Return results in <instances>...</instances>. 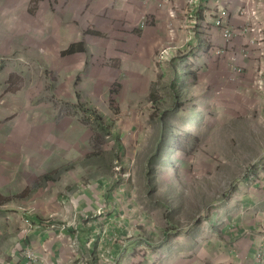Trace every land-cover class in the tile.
<instances>
[{"label": "rangeland", "instance_id": "1", "mask_svg": "<svg viewBox=\"0 0 264 264\" xmlns=\"http://www.w3.org/2000/svg\"><path fill=\"white\" fill-rule=\"evenodd\" d=\"M51 5L52 0H0V25L10 18L15 26L11 53L4 56L0 49V77L6 76L0 79V159H11L0 161L1 167L9 164L0 184L10 186L0 195V231L10 218L13 229L23 219L26 229L32 219L60 229L97 220L99 233L113 234L104 221L118 207L107 223L127 227L126 240L138 231L161 236L202 226L264 161V113L244 111L257 100L221 89L232 67L228 42L209 47V34L193 23L198 15L179 16L177 26L186 32L178 28L173 43L162 42L154 58L141 59V74L126 81L124 73L114 75L116 64L91 60L75 76L74 94L60 100L59 75L35 59L30 33L36 11L47 8L50 14ZM24 9L28 16L19 17ZM238 9L244 15L243 5ZM226 18L228 24L229 12ZM24 25L28 45L20 42ZM258 32L252 35L255 59L264 49ZM232 72L241 74L236 65ZM90 187L111 199L78 211L75 196Z\"/></svg>", "mask_w": 264, "mask_h": 264}, {"label": "crops", "instance_id": "2", "mask_svg": "<svg viewBox=\"0 0 264 264\" xmlns=\"http://www.w3.org/2000/svg\"><path fill=\"white\" fill-rule=\"evenodd\" d=\"M193 2L195 6L191 8ZM226 3L230 16L226 25L233 32V40L227 45L233 51L230 68L234 71L236 65L241 74L227 69L222 76L226 85L221 89L243 99L253 96L257 105L249 103L244 111L257 108L264 113V49L259 58H253L254 32L250 31L252 13L256 12L260 21L257 31L262 33L264 48V0H257L256 4L248 0H52L50 14L43 8L31 19L35 22L30 32L36 41L34 57L41 64L53 65L63 88L56 95L66 100L74 94L75 76L91 60L116 64L114 75L124 73L126 81L129 74H141V59L154 58L162 42L175 41L171 33L184 29L177 26L179 16L198 15L197 30L209 34L206 44L211 48L222 45L223 28L217 27L215 20ZM240 5L245 10L241 16ZM19 15L27 17L28 13L24 9ZM47 17L50 26L46 24ZM27 26L19 33L23 45H28ZM0 30L3 34L0 49L6 56L11 53L15 39L12 20H3ZM253 74H259L260 80ZM0 79L6 80V76ZM125 88L132 90L134 86L126 84ZM8 169L9 164L0 166V176L5 177ZM9 187L2 181L0 195L7 193ZM106 198L111 199L105 197L100 187L82 188L75 196L77 210L91 209ZM221 207L197 228L169 231L161 236L155 230L146 233L147 236H138V231L129 240L124 234L127 227L107 223L114 221L110 217H116L120 207L104 221L109 225L105 228L113 232L106 233L103 229L105 235L96 229L100 224L97 220H77L60 229L47 221L32 219L34 225L26 229L23 219L19 229H13L15 223L11 224L10 218L1 224L0 264H254L256 256L261 257L256 264H264V161L239 183ZM125 220L130 224L129 218ZM27 253L33 254L34 259H28Z\"/></svg>", "mask_w": 264, "mask_h": 264}, {"label": "built area", "instance_id": "3", "mask_svg": "<svg viewBox=\"0 0 264 264\" xmlns=\"http://www.w3.org/2000/svg\"><path fill=\"white\" fill-rule=\"evenodd\" d=\"M249 2H251V4H256V1L257 0H248ZM190 2H192V0H190ZM225 17H227V12L223 9V10H221L220 11V16H219V18L218 19H216L215 20V25L217 26V27H221V28H223V32H222V34H223V36H224V38L223 39H225L228 43L229 42H231V40H232V30L228 27V25H226V20H225ZM222 18V19H221ZM256 20H258L259 21V16H258V14L256 13V12H253L252 13V17H251V26H250V31H252V32H256L257 31V28H258V26H257V28L254 26V25H252L253 24V22L254 21H256ZM193 23H194V25L196 26V21H193ZM259 24H260V21H259ZM258 24V25H259ZM260 26V25H259ZM26 257L28 258V259H30V260H33L34 259V255L33 254H31V253H27L26 254ZM255 264V263H254Z\"/></svg>", "mask_w": 264, "mask_h": 264}, {"label": "bare ground", "instance_id": "4", "mask_svg": "<svg viewBox=\"0 0 264 264\" xmlns=\"http://www.w3.org/2000/svg\"><path fill=\"white\" fill-rule=\"evenodd\" d=\"M256 257H258V256H256ZM259 261H261V257L258 259ZM257 263V261L255 262V264Z\"/></svg>", "mask_w": 264, "mask_h": 264}, {"label": "trees", "instance_id": "5", "mask_svg": "<svg viewBox=\"0 0 264 264\" xmlns=\"http://www.w3.org/2000/svg\"><path fill=\"white\" fill-rule=\"evenodd\" d=\"M183 75H184V74H183ZM184 76H185V75H184ZM184 76H182V77H184ZM182 77H181V78H182Z\"/></svg>", "mask_w": 264, "mask_h": 264}]
</instances>
